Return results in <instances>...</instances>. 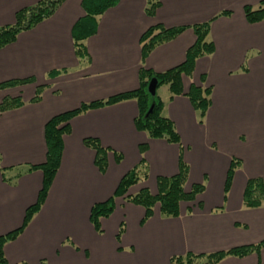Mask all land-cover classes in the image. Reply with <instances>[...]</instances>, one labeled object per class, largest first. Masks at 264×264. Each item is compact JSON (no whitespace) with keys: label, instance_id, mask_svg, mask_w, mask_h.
Wrapping results in <instances>:
<instances>
[{"label":"crops","instance_id":"1","mask_svg":"<svg viewBox=\"0 0 264 264\" xmlns=\"http://www.w3.org/2000/svg\"><path fill=\"white\" fill-rule=\"evenodd\" d=\"M40 1L0 0V27L14 24L20 9ZM260 1L159 0L155 15L149 16L148 0H118L97 17L96 33L84 41L87 58L80 59L73 28L85 10L82 0H65L52 16L0 48V84L34 78L0 89V103L18 96L24 102L0 112L2 236L19 229L37 202L43 172L30 166L46 161L45 125L53 116L139 88L143 66L162 73L182 64L196 41L195 24L210 21L209 38L215 44L211 55L197 59L192 77L182 76L183 94L172 97L168 85L157 88L180 144L137 130L135 100L91 109L70 121L44 204L23 232L4 245L9 264H169L173 256L188 252L214 253L264 240V202L244 206L248 180L264 183V20L250 23L244 14L245 5L257 7ZM225 10L231 14L218 16ZM156 24L186 28L143 61L141 36ZM51 71L59 74L51 77ZM192 84L212 88L203 124L186 96ZM38 86L43 87L41 97L33 101ZM88 137L109 150L105 173L95 164L96 151L84 143ZM141 145L147 146L148 177L131 186L128 195L143 187L156 195L157 178L178 174L181 157L189 166L185 189L203 184L205 190L181 203L179 217H163L157 204L144 224L145 208L117 196L112 214L100 220L99 233L90 220L92 207L113 197L122 177L140 164ZM112 151L122 153L120 163ZM233 161L240 165L225 194ZM218 264H264V247Z\"/></svg>","mask_w":264,"mask_h":264},{"label":"trees","instance_id":"2","mask_svg":"<svg viewBox=\"0 0 264 264\" xmlns=\"http://www.w3.org/2000/svg\"><path fill=\"white\" fill-rule=\"evenodd\" d=\"M65 0H42L32 6L20 9L16 13V21L12 25L0 27V48L13 43L21 31L29 30L39 24L41 21L52 16L57 8ZM118 0H82L85 10V16L81 18L73 28V39L75 43L76 55L80 59L87 58V50L84 41L95 34L97 31V17L102 15L109 8L115 6ZM160 6L159 0H148L146 13L154 16L157 8ZM230 11H222L220 15H229ZM244 14L248 22L256 23L264 20V0H261L257 7L251 5L244 6ZM217 16V17H218ZM211 22L199 23L192 26L195 35V43L188 49L185 61L165 72L156 73L146 67L140 70L139 88L116 94L107 99L96 100L89 103H83L76 109L60 113L53 116L45 125V139L47 143V158L43 164L31 165L30 170L40 169L43 172V187L39 193L37 202L30 206L25 214L22 226L6 235L0 236V264H9L4 252L6 242L17 238L27 227L31 219L39 212L44 204L53 179L59 169L63 153V136L70 133V121L88 110L113 105L127 100H135L138 103L139 114L135 118L137 130L145 132L150 138L164 139L169 143L180 144L181 139L176 130L174 122L164 113L165 102L159 96H152L148 92V85L152 78L158 80V88L161 85H168L172 97L183 94L182 76L192 77L195 63L198 58L211 55L215 51V44L209 38ZM186 27L167 28L162 24H156L148 28L141 36L142 60L158 45L165 43L177 37ZM59 71H51L49 76L54 77ZM34 81V78L14 79L0 84V89L24 85ZM202 81L206 78L203 76ZM42 86H38L37 94L33 101L40 99ZM212 88L209 86L191 85L186 96L191 101L193 108L197 113L199 123L205 121L207 110L211 105ZM23 100L18 97H6L0 103V112L18 108L23 105ZM154 104L153 111L148 115L151 105ZM87 147L96 151L95 164L105 173L108 167V149L101 146L96 138L88 137L84 139ZM147 150L146 145L140 146L142 155L138 166L127 172L121 179L113 197L105 202L96 203L91 210L90 220L96 231L101 233L100 220L103 217H109L115 208V197H125L130 202L141 205L145 208V217L142 220L144 224L154 213V208L158 204L160 213L163 217H179L180 205L182 202H192L197 195L205 190L203 184H195L188 191L185 185L188 179L189 166L180 159L179 172L175 176L157 178L158 193L152 194L148 187H143L137 194L128 195L131 186L146 180L148 177L146 160L144 154ZM115 161L120 163L123 155L120 152L112 151ZM240 165L239 161H233L228 172L225 186V194L228 193L235 170ZM264 202V183L261 179H249L244 194V206L248 208L260 207ZM124 232V222L121 223L120 232L117 240L120 241ZM264 247V240L255 245H242L229 250L218 251L214 253L195 254L188 252L185 255L173 256L169 264H218L227 256L244 257L253 252H260Z\"/></svg>","mask_w":264,"mask_h":264},{"label":"water","instance_id":"3","mask_svg":"<svg viewBox=\"0 0 264 264\" xmlns=\"http://www.w3.org/2000/svg\"><path fill=\"white\" fill-rule=\"evenodd\" d=\"M157 88H158V80L156 78H152L148 85V92L150 93V95L156 96ZM153 108H154V104L151 105L148 111V115L153 111Z\"/></svg>","mask_w":264,"mask_h":264},{"label":"rangeland","instance_id":"4","mask_svg":"<svg viewBox=\"0 0 264 264\" xmlns=\"http://www.w3.org/2000/svg\"><path fill=\"white\" fill-rule=\"evenodd\" d=\"M161 90H162V89H160L159 93L157 92V94H156L157 96H160L159 94H161Z\"/></svg>","mask_w":264,"mask_h":264}]
</instances>
